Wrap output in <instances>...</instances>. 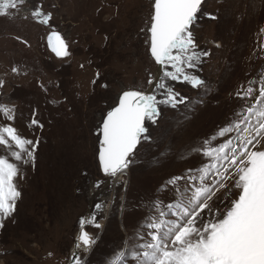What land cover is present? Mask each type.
I'll use <instances>...</instances> for the list:
<instances>
[{"label":"rangeland","instance_id":"374dc122","mask_svg":"<svg viewBox=\"0 0 264 264\" xmlns=\"http://www.w3.org/2000/svg\"><path fill=\"white\" fill-rule=\"evenodd\" d=\"M153 2L23 0L0 15V106L13 116L9 121L0 112V128L12 126L36 145L26 164L25 153L21 161L14 159L17 149L6 134L8 144L0 145V157L17 166L13 183L21 193L15 210L0 217V264H70L82 229L96 243L78 250L80 264H135L139 244L149 239L147 223L159 222L154 207L166 210L178 202L190 186L188 175L199 184L207 174L205 184L212 186L215 173L205 172L212 160L194 149L205 147L206 140L212 147L231 140V148L242 137L256 136L264 123L257 114L264 87V0H203L191 32L196 50L209 53L194 71L204 83L193 89L167 81L188 101L162 106L157 123L146 122L150 140L138 145L123 174L101 172L102 116L124 90L150 94L154 85L148 80L162 74L147 51ZM37 8L40 17L33 16ZM49 14L47 24L38 22ZM53 32L70 55L56 57L48 49ZM249 89L251 95H239ZM237 121H243L238 129ZM228 127L232 131L220 136ZM256 139L250 150H264V131ZM228 163H220L221 172L227 168L225 187L212 186L213 215L225 211L239 191ZM173 177L184 178L173 183ZM93 215L99 229L90 222Z\"/></svg>","mask_w":264,"mask_h":264},{"label":"snow or ice","instance_id":"6c2138e0","mask_svg":"<svg viewBox=\"0 0 264 264\" xmlns=\"http://www.w3.org/2000/svg\"><path fill=\"white\" fill-rule=\"evenodd\" d=\"M22 2L0 0V15H7L6 10L16 9ZM201 3L202 0H154L146 43L151 58L161 66L162 74L158 79L148 80L150 85H154L150 94L140 90L123 91L118 103L102 116L97 134L98 161L105 176L115 178L129 168L138 145L150 140L146 122L155 125L162 106L177 108L188 101L167 81L186 83L193 89L204 83L194 71L202 63V57L209 53L196 50L191 32ZM41 15L39 8L33 11V16ZM49 19L50 14L38 22L47 24ZM48 45L57 57L70 55L68 46L58 34L49 36ZM239 95H251V89ZM257 102V114L264 120V87L260 89ZM10 111L0 106V112L12 121ZM252 111V108L248 109V113ZM31 123L42 127L35 118ZM240 123L243 121H237V129ZM231 131V127L222 128L219 135ZM255 131L256 136L242 137L239 144L231 148V140L219 147L210 146L206 140L205 147L194 149L212 160L211 164L205 165L206 173H215L212 186L225 187L222 180L226 178L227 168L221 172L220 163L229 162L228 167L234 168L232 174L237 177L234 187L239 191L236 198L225 211L217 209L213 215L215 205L212 201L216 193L212 186L205 184L207 174L199 177V184L195 175H188L190 186L184 189L178 202L169 203L166 210L154 207L160 219L159 222L147 223V229L151 230L147 232L149 239L139 244L134 253L135 264H264V150L249 148L250 145L255 146L254 141L259 143L256 137L264 131V123H259ZM4 134L14 142L17 151L12 155L16 161H21L22 153L27 157L25 164L34 159L36 145L33 141L19 136L14 127L6 126L0 128V145L8 144ZM28 145L32 148L29 149ZM188 171L193 172L192 169ZM17 172L14 163L0 157V217H8L15 210L16 199L21 195L13 183ZM183 178L173 177L172 182ZM95 207L100 209L101 204L97 203ZM206 212L208 218L204 219ZM95 220L93 215L90 222L99 229L100 224ZM78 241L76 247L83 246L86 251L96 243L87 231L80 232ZM80 259L78 254H73V264H80Z\"/></svg>","mask_w":264,"mask_h":264},{"label":"water","instance_id":"95a60500","mask_svg":"<svg viewBox=\"0 0 264 264\" xmlns=\"http://www.w3.org/2000/svg\"><path fill=\"white\" fill-rule=\"evenodd\" d=\"M203 1V0H202ZM154 3V2H153ZM150 28V27H149ZM58 34L59 36H60V34L59 33H56V32H53V33H51V34H49V36L50 35H53V34ZM150 35V34H149ZM49 36L47 37V41H46V43H47V46H48V49L49 50H51V48L49 47V45H48V38H49ZM61 37V36H60ZM62 38V37H61ZM65 42V41H64ZM53 43H55V38L53 37ZM52 51V50H51ZM53 52V51H52ZM54 53V52H53ZM150 54V53H149ZM54 55H55V53H54ZM56 56V55H55ZM57 57V56H56ZM155 62V61H154ZM158 67H161L160 65H157ZM124 91H126V90H124ZM121 94H122V92H121ZM120 94V95H121ZM117 103H118V99H117ZM115 106V105H114ZM97 159H98V153H97ZM98 163H99V161H98ZM101 170V169H100ZM101 172H102V170H101ZM103 173V172H102ZM81 231H85L84 229H82ZM77 242V241H76ZM75 242V244H74V247L75 248H73V251H72V255H71V258H70V264H73V254L75 253V254H78V249L76 248V245H77V243Z\"/></svg>","mask_w":264,"mask_h":264},{"label":"bare ground","instance_id":"6f19581e","mask_svg":"<svg viewBox=\"0 0 264 264\" xmlns=\"http://www.w3.org/2000/svg\"><path fill=\"white\" fill-rule=\"evenodd\" d=\"M108 2H109V1H108ZM98 13H99V12H98ZM157 69H160V67H157ZM63 145H64V144H63ZM59 146H60V145H59ZM59 146H58V147H59ZM58 147H57V148H58ZM45 148H46V146H45ZM45 148H44V149H45ZM60 148H61V147H60ZM60 148H59V149H60ZM57 150H58V149H57ZM59 151H60V150H59ZM57 152H58V151H57ZM55 154H56V153H55ZM58 154H59V153H58ZM59 155H60V154H59ZM62 155H63V154H62ZM56 156H57V155H56ZM56 156H55V157H56ZM52 159H53V161H54V159H56V158L53 157ZM57 160H58V159H57ZM49 161L52 162L51 158H50ZM55 161H56V160H55ZM57 162H58V161H57ZM53 163H55V162H53ZM53 165H54V164H52L51 166L53 167ZM56 165L59 166V164H56ZM43 166H44V164H43ZM48 166H49V165H48ZM53 168H54V167H53ZM55 168H56V166H55ZM57 168H58V167H57ZM49 169H51V167H49ZM58 169H60V168H58ZM52 172H53V171H52ZM47 184H48V183H47ZM76 243H79V241L77 240ZM74 248H75V247H74ZM76 248H77V247H76ZM77 249L80 250V251H84V250H85V248H84L83 246H81V247H79V248H77ZM114 264H115V263H114Z\"/></svg>","mask_w":264,"mask_h":264}]
</instances>
